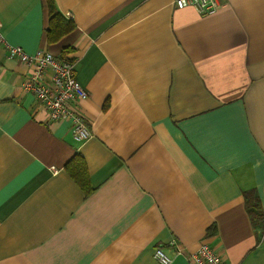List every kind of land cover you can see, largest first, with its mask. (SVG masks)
Masks as SVG:
<instances>
[{"label": "crops", "instance_id": "obj_1", "mask_svg": "<svg viewBox=\"0 0 264 264\" xmlns=\"http://www.w3.org/2000/svg\"><path fill=\"white\" fill-rule=\"evenodd\" d=\"M54 2L72 33L48 44L45 0H0L3 38L72 50L92 135L47 124L20 88L29 68L0 48V264H159V245L186 264L202 242L264 264L244 206L254 189L264 214V0L205 16L173 0ZM76 154L85 189L65 167Z\"/></svg>", "mask_w": 264, "mask_h": 264}, {"label": "built area", "instance_id": "obj_2", "mask_svg": "<svg viewBox=\"0 0 264 264\" xmlns=\"http://www.w3.org/2000/svg\"><path fill=\"white\" fill-rule=\"evenodd\" d=\"M218 2L219 0H173L176 8L190 7L202 16L216 13ZM0 48L7 58L29 68L30 74L24 78L20 88L33 96L41 113L46 114V123L66 120L70 124L71 137L75 142L88 140L92 134L85 123V115L79 108L80 104L88 99V92L79 86L75 79V62L67 60L68 57H57L40 49L30 55L20 47H13L3 38L2 25ZM197 246L194 252L186 255V264H229L206 242ZM163 247H154V260L159 264H171L173 258Z\"/></svg>", "mask_w": 264, "mask_h": 264}, {"label": "trees", "instance_id": "obj_3", "mask_svg": "<svg viewBox=\"0 0 264 264\" xmlns=\"http://www.w3.org/2000/svg\"><path fill=\"white\" fill-rule=\"evenodd\" d=\"M45 8L47 11L48 20L45 27V37L48 44H54L60 41L67 34L72 33L76 27L72 20H67L62 16L58 10H56V5L54 0H45ZM72 50L70 48L62 49L60 53L61 58H67L68 54ZM69 61H74L73 58H67ZM83 158L76 154L65 166L69 175L73 180L82 188L85 189L87 183L85 164L82 161ZM88 192V190H86ZM254 189L245 192L244 200L245 207L249 214V219L254 227H258L261 231H264V214L262 211L261 203L259 197Z\"/></svg>", "mask_w": 264, "mask_h": 264}]
</instances>
